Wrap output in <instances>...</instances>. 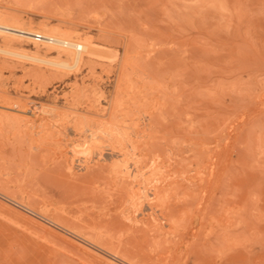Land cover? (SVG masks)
I'll return each mask as SVG.
<instances>
[{
	"label": "rangeland",
	"instance_id": "rangeland-1",
	"mask_svg": "<svg viewBox=\"0 0 264 264\" xmlns=\"http://www.w3.org/2000/svg\"><path fill=\"white\" fill-rule=\"evenodd\" d=\"M2 19L94 53H0V264H264V0H0Z\"/></svg>",
	"mask_w": 264,
	"mask_h": 264
},
{
	"label": "bare ground",
	"instance_id": "bare-ground-1",
	"mask_svg": "<svg viewBox=\"0 0 264 264\" xmlns=\"http://www.w3.org/2000/svg\"><path fill=\"white\" fill-rule=\"evenodd\" d=\"M36 28V27H35ZM0 34L9 40H35V35L43 36L41 40L48 49L55 52L54 58H44L37 55H30L23 51L13 49L9 43L0 46V53L15 57L27 58L61 68H76L81 64L84 55H92L93 44L87 38L74 40L69 33L60 32L55 29L44 30L23 27L13 22L0 20Z\"/></svg>",
	"mask_w": 264,
	"mask_h": 264
},
{
	"label": "built area",
	"instance_id": "built-area-1",
	"mask_svg": "<svg viewBox=\"0 0 264 264\" xmlns=\"http://www.w3.org/2000/svg\"><path fill=\"white\" fill-rule=\"evenodd\" d=\"M43 39V36H41V35H35V40L36 41H41Z\"/></svg>",
	"mask_w": 264,
	"mask_h": 264
}]
</instances>
